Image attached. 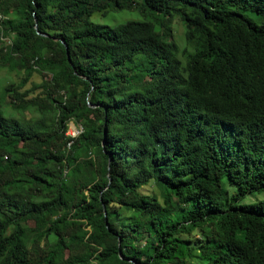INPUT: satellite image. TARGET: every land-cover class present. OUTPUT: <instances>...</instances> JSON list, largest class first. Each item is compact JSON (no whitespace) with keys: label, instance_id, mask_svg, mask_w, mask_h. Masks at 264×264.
Wrapping results in <instances>:
<instances>
[{"label":"trees","instance_id":"1","mask_svg":"<svg viewBox=\"0 0 264 264\" xmlns=\"http://www.w3.org/2000/svg\"><path fill=\"white\" fill-rule=\"evenodd\" d=\"M5 65L0 264H264V0H0Z\"/></svg>","mask_w":264,"mask_h":264},{"label":"rangeland","instance_id":"2","mask_svg":"<svg viewBox=\"0 0 264 264\" xmlns=\"http://www.w3.org/2000/svg\"><path fill=\"white\" fill-rule=\"evenodd\" d=\"M145 19V16L138 10H129V9H124V10H113L109 12L107 15H104L103 13H95L92 17L91 20L95 23H100V24H107L110 26H116L119 23L126 22L128 20H143ZM173 31H174V40L177 43V45L180 48L179 51V57L183 59L182 57V50L187 46V42L185 39V26L183 23L180 21L178 16H175L173 19ZM184 60V59H183ZM23 76V71L20 70H10L9 65L1 66L0 68V99L2 101V104L5 106V112L7 114H13L15 113L14 110L10 107L9 105V98H5L4 95V88L5 86L11 82V81H19L21 77ZM43 75L39 72H35L33 76H31L30 80L26 84V88H32L31 95H35L38 92L42 90V88H36V86H39L41 82H43ZM28 116H38V113L35 110H30L27 111ZM71 128L73 129L72 124L70 123ZM70 129V127H69ZM68 129V130H69ZM73 132L74 129H73ZM93 167L91 163H87L83 168H82V174L84 178H91V173L93 172ZM225 184L229 187L230 194L233 192V188L230 187V185L225 182ZM156 189L154 185H148L143 188L145 192H150ZM257 199L253 196H248L242 200H240L239 203H254L256 202ZM130 213V212H127ZM202 233L199 231H195L192 235H189L192 240H195L196 238H200ZM193 263H197L196 260H193Z\"/></svg>","mask_w":264,"mask_h":264},{"label":"built area","instance_id":"3","mask_svg":"<svg viewBox=\"0 0 264 264\" xmlns=\"http://www.w3.org/2000/svg\"><path fill=\"white\" fill-rule=\"evenodd\" d=\"M70 123L72 124L73 129H74L75 132H73V129L71 128V125L69 124L70 129L68 128L69 130H67V134L68 135L77 136V133H78L79 130H84L83 126L77 125L74 122H70Z\"/></svg>","mask_w":264,"mask_h":264},{"label":"water","instance_id":"4","mask_svg":"<svg viewBox=\"0 0 264 264\" xmlns=\"http://www.w3.org/2000/svg\"><path fill=\"white\" fill-rule=\"evenodd\" d=\"M36 27L38 28V26L36 25ZM39 33H41V32H39ZM41 34H43V35H48L47 33H41ZM63 42L65 43V45H66V48H67V50H68V45H67V43L65 42V40H63ZM68 54H69V51H68ZM69 59H70V56H69ZM105 215H106V211H105Z\"/></svg>","mask_w":264,"mask_h":264}]
</instances>
